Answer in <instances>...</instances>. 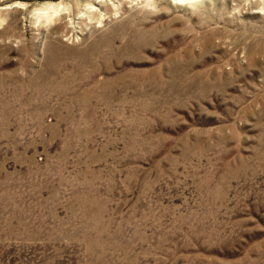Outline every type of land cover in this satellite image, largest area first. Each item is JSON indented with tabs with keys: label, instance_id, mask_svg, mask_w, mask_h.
Instances as JSON below:
<instances>
[{
	"label": "rangeland",
	"instance_id": "rangeland-1",
	"mask_svg": "<svg viewBox=\"0 0 264 264\" xmlns=\"http://www.w3.org/2000/svg\"><path fill=\"white\" fill-rule=\"evenodd\" d=\"M264 0H0V264H264Z\"/></svg>",
	"mask_w": 264,
	"mask_h": 264
},
{
	"label": "bare ground",
	"instance_id": "bare-ground-1",
	"mask_svg": "<svg viewBox=\"0 0 264 264\" xmlns=\"http://www.w3.org/2000/svg\"><path fill=\"white\" fill-rule=\"evenodd\" d=\"M202 1L203 0H172V2H174L175 4H179V5H196ZM262 8H264V7H262Z\"/></svg>",
	"mask_w": 264,
	"mask_h": 264
}]
</instances>
